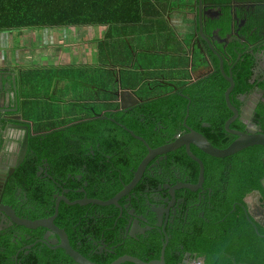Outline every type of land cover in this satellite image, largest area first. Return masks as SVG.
Segmentation results:
<instances>
[{
	"label": "trees",
	"instance_id": "trees-1",
	"mask_svg": "<svg viewBox=\"0 0 264 264\" xmlns=\"http://www.w3.org/2000/svg\"><path fill=\"white\" fill-rule=\"evenodd\" d=\"M98 1L101 5L98 7L105 8L106 12L114 13L123 7H109L110 0ZM135 1L132 4L135 17L122 20L135 23L141 20V13L136 9L140 6L144 11L146 5ZM231 1L204 0L206 4L220 7L218 18L208 20L207 33L218 27L221 36L230 31ZM31 3L32 0H1L0 30L111 22L109 19L86 20L93 18L97 9H88L90 16L81 18L83 11L72 8L56 12L51 5H47V11H41L54 18L41 20L29 15ZM129 6L131 4L124 5L125 9ZM150 8V13H143L148 16L158 14L157 4L151 3ZM6 12H9V18L4 15ZM246 14L247 17L242 18ZM237 15L245 20L240 34L246 41L230 43L224 55V69L227 74L231 71L235 83L231 103L240 108L244 103L239 100L241 95L250 94L255 87L264 91V81L252 80L256 55L264 53V44L260 43L264 8L254 12L239 9ZM202 43L214 69L195 82L167 83L163 91L151 98L142 88L139 92L141 103L127 111L119 110L116 105L100 111L91 108L90 115L68 124H59L44 132L31 130L24 160L5 183L3 203L11 206L17 216L37 220L54 214L55 196L63 192L71 202L85 196L103 201L113 198L131 182L148 153L145 145L122 125L143 137L155 149L173 142L178 134L187 133L183 122L188 105L187 126L204 135L216 148L228 147L236 139L224 127L232 115L224 96L229 82L219 69L218 58ZM248 47H252L253 53L247 50ZM252 121L264 133V94ZM231 128L246 130L240 120H236ZM3 129L0 130V155L4 144ZM191 148L204 164L205 193L200 189L176 191V199L181 202L176 206L179 208L177 213L166 225L169 241L165 262L184 264L190 256V259L201 258L203 264H264V227L254 226L248 219L244 201L253 191L263 192L264 145H255L225 158H215ZM198 175L199 165L181 147L148 164L131 194L119 200L122 210L115 205H68L62 201L55 224L65 230L77 252L96 264H111L125 255L144 262L157 260L165 235L157 225V214L153 209V206L164 204L163 199L156 197V192L161 190L160 197L167 198L164 185L195 184ZM132 210L137 218H141L139 225L147 229L135 237L127 234L135 220ZM45 232L43 227L33 230L15 224L0 229V264H74L64 250L52 249L39 241ZM55 238V235L51 236V239ZM29 245L33 246L28 248Z\"/></svg>",
	"mask_w": 264,
	"mask_h": 264
},
{
	"label": "crops",
	"instance_id": "crops-1",
	"mask_svg": "<svg viewBox=\"0 0 264 264\" xmlns=\"http://www.w3.org/2000/svg\"><path fill=\"white\" fill-rule=\"evenodd\" d=\"M135 3V0H110L109 7L123 6L119 11L111 13L106 12L105 8L98 7L101 6L98 0H32L29 15L41 20L54 18L46 16L41 11V9L47 11V5H51L56 12L72 8L77 12L83 11L81 18L90 16L88 9H97L99 11L96 15L86 20L109 19L111 22L0 30V76L6 77L5 79L2 77L4 80L1 82L5 83V87L3 85L2 89V84L0 85L1 109L8 110L16 104V91L11 87L10 75L14 72L19 74L17 84L20 90L19 106L22 118L31 125V128H37L40 120L45 121L43 112H57L61 114L58 115L60 122L58 124H68L71 120L85 116L83 112H89L91 108H96L97 111L112 108L114 101H119V93L122 91H130L139 97L138 92L142 90L139 86L144 81L160 85V90L163 91L167 83L195 82L212 71L211 63L200 55L196 44L198 0H137L139 5H146L144 11L149 13L152 9L150 4H157L158 14L145 15L143 9L137 6L136 11L141 13L139 22L122 20L135 17V6L132 5ZM129 4L131 7L125 9L124 5ZM231 4L246 12L264 8V0H232ZM4 15L10 17L9 12ZM245 17L247 14L242 18ZM260 36L264 40V24ZM150 52L158 55L151 57ZM128 53L134 54L130 65L114 61V55L120 54L121 59L126 62L129 58ZM161 54L168 55H162L164 59L160 61ZM196 55L205 64V68L197 74H192V62ZM176 59L181 62L188 61L189 66L176 65ZM166 60L169 66L161 65ZM258 61L256 73L264 76V53L260 54ZM55 69L58 70V74H63L62 78L57 77ZM167 70H187L188 75L175 76L167 73ZM89 71L93 76L92 84L98 86L95 90L101 92L103 99L91 98L90 88L93 86L86 81L90 75L85 73ZM107 71L114 77L111 78L105 73ZM153 73L157 75L152 76ZM43 74L46 76H42ZM115 78H120L121 83L113 91V87L116 86ZM46 85L61 92L68 90L67 85L72 88L59 98L53 97L49 92L44 94L41 91L38 95L39 90H43ZM144 91L149 98L157 95H151L153 89ZM252 98H247V101L252 102ZM125 99L130 100L132 96L127 93ZM96 101L102 104V109L94 105ZM55 106L56 109H53ZM36 113L37 117L31 119ZM9 115L11 117L6 121L0 115V130L10 118H18L16 113ZM2 132L4 133V129ZM9 150V146L3 148V161L10 159ZM248 203L250 208L258 213V200L250 198ZM259 217L256 216L257 219Z\"/></svg>",
	"mask_w": 264,
	"mask_h": 264
},
{
	"label": "water",
	"instance_id": "water-1",
	"mask_svg": "<svg viewBox=\"0 0 264 264\" xmlns=\"http://www.w3.org/2000/svg\"><path fill=\"white\" fill-rule=\"evenodd\" d=\"M209 5H207L204 0H198V9H197V17H198V34L199 36L203 39V41L206 42V44L208 45L209 49L213 52V54L218 58L219 60V69L223 75V77L229 82V87L226 89L225 91V101H226V105L229 108V110L232 112L231 117H229L227 119V121L225 122V130L227 133L232 134L234 136H236V139L225 149H219L216 148L215 146H213L211 144V142L201 133L196 132L194 130H192L190 127L187 126L186 124V120L188 117V110H189V105L187 106V114L185 116L183 125L185 126L187 133L179 136L177 139H175V141L171 142V143H167L165 145H162L158 148H151L147 142L143 139V137L136 135L134 132H132L131 130L127 129L124 125H122L123 129L127 130L129 132V134L134 137L135 139L141 141L145 147L148 150L147 155L144 157V159L141 161L140 165L138 166L137 170L134 172V176L131 180V182L127 185L124 186V188L117 193L113 198L103 201V200H99V199H90L87 196H85L83 199L81 200H77L74 202L69 201L65 196H64V192L62 194L56 195V203H55V212L53 215L48 216L47 218H42V219H37V220H29L27 218H21L19 216L16 215L15 210L9 206V205H5L2 204L0 201V213L3 214V218L7 221H9V224H15L17 226H23L27 229H37L39 227H43L45 228L48 232L47 234H55L58 236V240L55 241L53 244V246L49 245L52 249H62L66 252L67 255H69L73 261L74 264H96L90 260H88L87 258H85L84 256H82L79 252H77L70 244L69 238L67 236V233L65 232L64 229H61L59 227H57L55 225V219L58 216L59 213V206L60 203L63 201L68 205H87L89 203L92 204H96V205H100V206H108V205H115L118 208L121 209V206L119 205V200L122 197L125 196H129L132 192V190L136 187V185L138 184V182L141 180L143 173L147 167V165L149 164L150 161H152V159H154L155 157H161V156H166L169 152L175 151L181 147L185 148L186 153L188 154V156L195 161L198 165H199V175H198V182L194 185V184H188V183H179L176 186L172 187L170 189V194H171V201H167L168 202V206L165 207H154L153 209L155 210L156 214H157V219H158V226L162 228V231L164 232V242L162 244V249H161V255L160 258L157 260H152L150 262H144L136 257L133 256H129V255H125L122 256L120 258H118L117 260H115L113 263L111 264H122L125 262H130L133 264H167L165 262V250L169 241V235H167L166 230H165V226L167 221L163 219V214H169L170 209L175 205V190L180 189V188H186V189H190V190H198V189H203V183H204V172H205V168H204V164L202 162V160L197 157L191 149V146H194L195 148H197L198 150H200L201 152L215 157V158H225L228 156H231L233 154H236L246 148L255 146V145H264V133H262L260 131V128H256V126L252 123H250L249 125L253 128H247L246 131H239V130H234L231 128V125L238 119H240L242 116V118H247V120L250 119L249 116H252L254 109L256 108L257 104L259 103V100L261 99V95L264 93L263 90L259 91V95L255 96L252 98V100H254V103L250 104V108H242V110H239L238 108H236L230 100V95L235 87V83L233 80V76L231 71L229 72V74H227L225 72L224 69V57L217 51V49L214 46V42H215V38H209L205 35L204 33V28L205 25L207 23L208 19H213L214 17H216L219 12H220V8H217L216 6H211L208 7ZM236 5H232V14H233V21L236 23L237 21H240L238 18V15L236 13ZM216 37V41L218 44H221V42H224L226 44H228L231 40H235L237 38H240L241 41H245V37H241L238 33V31H236L234 33V38L232 37V34H228L226 37H224L223 40L219 39L218 35V31L217 33L213 34ZM251 53H253V51H251ZM260 54L256 55V59H259ZM11 75V87L14 91H16V104L13 108H10L8 110H5V112L7 113H16L18 115V118L16 119V123L15 124H10L7 126L6 131H8L9 127H15L16 129L19 130H24L26 131V133L24 134V140L22 142V146H21V153L18 159V162L15 166H19L21 164V162L24 160V157L26 155L27 152V148H28V138H29V134H28V130L30 127V124L26 123L21 115V109L19 106V102H20V90H19V86L17 84L18 78H19V74L18 72H14V73H10ZM4 79L6 78L5 76H2ZM0 76V85L2 84L1 82L4 80ZM18 77V78H17ZM8 80V79H7ZM5 87V83L2 84L1 88ZM3 89V88H2ZM127 93L129 95L132 96L133 102L131 104L125 103V97L127 95ZM140 101L139 99L130 91H122L119 93V104L121 106V109H129V107H133L136 106L137 104H139ZM252 107V108H251ZM247 111L249 114H245L243 113V111ZM2 109L0 107V114L2 113ZM106 118V117H105ZM112 121H115L114 119L110 118ZM2 161V153L0 155V162ZM14 168H12L9 172V175L12 174L14 172ZM8 174V173H6ZM9 176H7L8 178ZM262 190L261 191H256L253 194H249L245 197L244 201H245V210H246V214L248 219L254 224V226L256 225H261L264 227V179L262 180ZM82 192H84V190H82ZM253 195V196H252ZM249 198H256L258 200L259 206L257 208L258 213H256L255 211H253L250 208L249 203L247 202V199ZM235 208H233L234 210ZM122 210V209H121ZM132 215L135 217V220L133 221V224H130L131 230L129 232V228L127 230V234L135 237L137 234H143L146 229L141 228V226L139 225V220H141V218H137V216L134 214V211H131ZM256 216H260L259 218L261 219H257ZM263 221V222H262ZM132 223V222H131ZM43 243L48 244L46 241L41 240ZM30 247V246H29ZM184 264H191L190 261H185Z\"/></svg>",
	"mask_w": 264,
	"mask_h": 264
},
{
	"label": "flooded vegetation",
	"instance_id": "flooded-vegetation-1",
	"mask_svg": "<svg viewBox=\"0 0 264 264\" xmlns=\"http://www.w3.org/2000/svg\"><path fill=\"white\" fill-rule=\"evenodd\" d=\"M217 8H219L218 6H216ZM231 8H232V4H231ZM239 8L237 7L236 8V13H237V10H238ZM218 16H219V14L216 16V17H214L213 19H217L218 18ZM232 16H233V14H232ZM233 19V18H232ZM208 20H211V19H208ZM208 20H207V23H206V25H205V28H204V33H205V35L207 36V37H209V38H215V42H214V46H215V48L217 49V51L224 57V55L226 54V51H227V49H228V46L230 45V43H233V42H239V43H245V41H246V38H245V41H241L240 40V38H237V39H235V40H231L228 44H226V43H224V42H221V44H218L217 43V41H216V35L214 36L213 34L214 33H217V31H218V37H219V39H221V40H223L224 39V37H226L229 33L230 34H232V37L234 38V33L236 32V31H238V33H239V35L241 36V37H243L241 34H240V30H241V28L245 25V20H243V19H239L240 21H237L236 23L232 20V23H231V27H230V31L225 35V36H221L220 35V28L218 27V28H215V29H213V30H211L209 33H207L206 32V26H207V24H208ZM202 41H203V39L199 36V34H198V32H197V36H196V44H197V47H198V49L200 50V52H201V54L200 55H202L204 58H206V59H208L209 60V62L211 63V58L207 55V49H206V47L204 46V44L202 43ZM205 44H206V42L205 41H203ZM261 44H264V40H262L261 39V42H260ZM206 46L208 47V45L206 44ZM209 48V47H208ZM249 52H251L252 51V47H248V49H247ZM227 55H228V53H227ZM241 57V55L240 56H238V59ZM225 58V57H224ZM259 60V59H258ZM256 61L257 63L259 62V61ZM211 65H212V63H211ZM256 67H257V64H256ZM212 68L214 69V67H213V65H212ZM213 71V70H212ZM254 82L255 81H264V76H261V75H258L257 73H256V68H255V74H254V76H253V79H252ZM259 91H261L260 89H257L256 87L254 88V91H252L250 94H246V95H241L240 97H239V100L240 101H242V102H244V103H246L247 104V106H245V104L243 103V105L240 107V108H238L239 110H242V108H250V104L252 103H254V100H252V102H249V101H247V98H252L253 96H257V95H259ZM264 94V93H263ZM263 94L261 95V99H262V96H263ZM138 99H139V101H140V103H141V99L139 98V97H137ZM261 99L259 100V102L261 101ZM126 101H125V103H128V104H131L132 102H133V99H130V100H127V99H125ZM139 103V104H140ZM259 104V103H258ZM258 104H257V106H258ZM117 106L118 107V109L119 110H121V111H127V110H129V109H132L133 107H129V109H121V106H120V104H119V101H114V106ZM138 105V104H137ZM256 106V107H257ZM236 107V106H235ZM237 108V107H236ZM252 108V107H251ZM255 110H256V108L254 109V112H255ZM2 113L0 114V115H2V119L4 120V121H6V120H8V118L9 117H11V115H9L10 113H6L5 112V109H2ZM254 112H253V114H254ZM243 113H245V114H249L246 110L245 111H243ZM253 114H252V116H253ZM252 116H249L250 117V119L249 120H247V118L245 119V118H240V119H238V120H240V121H242L243 123H244V125L246 126V130H247V128H253V127H251L249 124L250 123H252V124H254L255 126H256V128H260L258 125H256L255 123H253V121H252ZM15 119L16 118H10L9 120V122L8 123H6V125L4 126V129L6 130V128H7V126L8 125H12V124H15L16 123V121H15ZM31 126V125H30ZM9 129H10V132H13V133H17V134H19V135H23V138H24V134L26 133V131H24L23 129L22 130H19V129H16L15 127H9ZM31 130H33V128H31V127H29V130H28V134L31 132ZM246 130H244V131H246ZM133 132V131H132ZM2 134H3V138H4V144H3V148L4 149H6V147L7 146H9V148H10V150L13 148V146H14V144H11L10 142H8V140L6 139L7 137L4 135V133L2 132ZM185 134V133H184ZM181 135H183V134H178L177 136H176V138L175 139H177L179 136H181ZM234 136V135H233ZM175 141V140H174ZM171 143V142H170ZM165 145V144H164ZM192 147V146H191ZM194 147V146H193ZM192 149V148H191ZM16 154H14V153H11V156H10V159H8L7 161H1L0 162V201H1V203L2 204H4L3 203V201H2V194H3V189H4V186H5V183H6V181L8 180V178L9 177H11L12 175H13V173L15 172V170H14V172L12 173V174H10L9 175V172H10V170L12 169V168H14V169H16L18 166H15L16 164H17V162H18V160H17V158H18V156L15 158L17 161H15V162H13V159H11V157H14ZM164 156H161V157H159V159H162ZM156 158V157H155ZM154 158V159H155ZM144 159V158H143ZM154 159H152V160H154ZM156 161H158V160H156ZM5 162H6V165H5ZM23 162V161H22ZM21 162V163H22ZM151 162V161H150ZM149 162V163H150ZM140 165V164H139ZM47 166V164H45V167ZM148 166V165H147ZM147 168V167H146ZM6 173H8V174H6ZM144 174V173H143ZM7 176H9L8 178H7ZM44 176H48V174H45ZM197 182H198V180H197ZM196 182V183H197ZM180 183H187V182H180ZM195 183V184H196ZM177 184H179V183H177ZM176 184V185H177ZM188 184H192V183H188ZM194 184V185H195ZM176 185H173V186H171V185H169V184H166V185H164L162 188L163 189H165V190H167V193H168V197L167 198H163V197H160V195H159V192L161 191V190H157V192H156V197H158L160 200L161 199H163L164 200V204H161V206L162 207H167L168 206V202L169 201H171V194H170V189L172 188V187H174V186H176ZM203 188H204V185H203ZM181 189V188H180ZM184 189H186V188H184ZM178 190V189H177ZM177 190H175V200H176V202H175V205L170 209V211H169V214H163V219H164V221L166 220L167 222L169 221V219H170V217L172 218L176 213H177V210L179 209L178 207H176L181 201H177V199H176V191ZM199 190V189H198ZM201 190V189H200ZM203 193H205V190L204 189H202L201 190ZM256 191H253V192H251V193H249V194H253V193H255ZM249 194H247V195H249ZM65 196V195H64ZM253 196V195H252ZM250 199V198H249ZM249 199H247V202H248V200ZM168 201V202H167ZM6 205V204H5ZM161 206H158L157 208H159V207H161ZM258 208V207H257ZM258 219H261V218H258ZM171 221V220H170ZM263 222V221H262ZM132 224H133V222H132ZM12 224H9V221H7V220H5L4 218H3V214H1L0 213V229H2V228H5V227H8V226H11ZM56 225V224H55ZM166 225H167V223H166ZM132 227V226H131ZM141 228H143V227H141ZM144 229H146V228H144ZM147 230V229H146ZM160 230L162 231V228L160 227ZM165 230H166V226H165ZM47 230H46V232H45V234H44V237L42 238V239H40L39 241L41 242V243H43L41 240H44V241H46L48 244H46V243H44V244H46V245H51V246H53V244L52 243H54L55 241H57L58 240V236L57 235H55V234H47ZM163 232V231H162ZM164 233V232H163ZM52 235H55L56 236V238L55 239H51V236ZM38 242V241H37ZM36 242V243H37ZM34 245V244H33ZM33 245H29L30 247H32ZM28 246V248H30ZM15 260H17V256H16V259ZM187 261H190V263H192V262H194V261H201V262H203L202 261V259L201 258H194V259H190V256H187V259H186ZM185 260V261H186ZM185 263V262H184Z\"/></svg>",
	"mask_w": 264,
	"mask_h": 264
},
{
	"label": "rangeland",
	"instance_id": "rangeland-1",
	"mask_svg": "<svg viewBox=\"0 0 264 264\" xmlns=\"http://www.w3.org/2000/svg\"><path fill=\"white\" fill-rule=\"evenodd\" d=\"M128 54H129V58H128V60L126 62H125V60H122L121 59L120 54H115L114 55V58H115L114 61L117 60V62L119 64H122V65H128V64L130 65L131 64V61L133 59V55L134 54H132V53H128ZM149 55L152 57V56H155V55H158V54H156L155 52H150ZM162 55L166 56L168 54H161V56L159 58L160 61H162L164 59V56H162ZM184 61L181 62V61H179V59H176L175 64L176 65H181V66H187V65L189 66V62L186 61V60H184ZM161 65L169 66L167 60L165 62H163V64H161ZM204 68H205V64H203L200 61V59L197 57V55L194 56V60L192 62V72L191 73L192 74L193 73L197 74L201 70H203ZM102 70H104V69L102 68ZM54 71H57L56 75H57L58 78H62L63 77V74H58V70L57 69H55ZM166 72L167 73H170V74H173L175 76H185V75H188V71L187 70H167ZM85 73L87 75L88 74L90 75V77L87 78L86 81L87 82H90L91 83V86H93V87L90 88L91 98L94 99V98L98 97L99 99H103V95L101 94V92H97L95 90V88H97L98 86H96V84H92L93 76L91 75V72L89 71V72H85ZM98 73L102 75V73L100 71H98ZM105 73L109 74L111 78L114 77L113 74L111 72H109V71H107ZM105 73L103 72L104 75H105ZM155 75H157V74L156 73H153L152 74V76H155ZM42 76H46V74H43ZM114 81L116 82V86H115V88L113 87V91L117 88L118 85L120 86L121 79L120 78L119 79L118 78H115ZM139 85H140V83L138 84V86ZM101 86H103V84H101ZM160 87H161L160 85H155V83H153V82H145V81H144V83H142L139 86V88H143V89H153V92H152L151 95L160 93V91H161L160 90ZM67 88H68V90H65L64 92H61L60 90L59 91H56V89H54V88H51L50 89V85L49 86L46 85L43 90H39L38 95H40V92L42 91L41 93L46 94V93L49 92L53 97L59 98L62 95H64L65 93H67L72 88V86H68L67 85ZM86 88L88 89L87 86H86ZM109 88L112 89L111 86H109ZM102 89H104V88H102ZM139 92H140V90H139ZM139 92H138V94H139ZM94 105L97 108H101V109L103 108L102 107V104H100L97 101L94 103ZM56 107L57 106H55L53 109H56ZM83 113L85 115H87V114L90 115V113L87 112V111H84ZM37 115H38V113H36L35 115L31 116V119L34 120L37 117ZM58 115H61V114H59L57 112H54V111H52V112H43V118H44L45 121L42 122V123H39L38 126H37V128H33L34 131L44 132V131H47V130H49V129H51V128L57 126V125H59L58 123H60V122H58L59 121ZM8 131L10 132V130H8ZM8 131H6L4 129V133L7 136V140L11 144H14L13 148L11 150H9V155L11 156V153L16 154L14 157H11V159H13V162H15V161H17L19 159V156H20V153H21V146H22V142H23L24 139H23V135H19L17 133H13V132H10L9 133ZM17 156H18V158L16 160L15 158Z\"/></svg>",
	"mask_w": 264,
	"mask_h": 264
},
{
	"label": "built area",
	"instance_id": "built-area-1",
	"mask_svg": "<svg viewBox=\"0 0 264 264\" xmlns=\"http://www.w3.org/2000/svg\"><path fill=\"white\" fill-rule=\"evenodd\" d=\"M191 264H203L201 261H194Z\"/></svg>",
	"mask_w": 264,
	"mask_h": 264
}]
</instances>
